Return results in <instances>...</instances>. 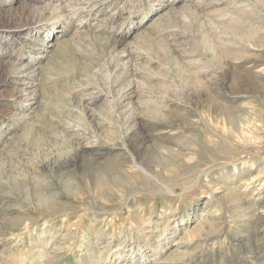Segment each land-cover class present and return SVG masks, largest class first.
I'll return each mask as SVG.
<instances>
[{"label": "rangeland", "instance_id": "obj_1", "mask_svg": "<svg viewBox=\"0 0 264 264\" xmlns=\"http://www.w3.org/2000/svg\"><path fill=\"white\" fill-rule=\"evenodd\" d=\"M261 40L264 0H0V264H264Z\"/></svg>", "mask_w": 264, "mask_h": 264}, {"label": "bare ground", "instance_id": "obj_2", "mask_svg": "<svg viewBox=\"0 0 264 264\" xmlns=\"http://www.w3.org/2000/svg\"><path fill=\"white\" fill-rule=\"evenodd\" d=\"M8 13V12H7ZM17 14V13H16ZM3 16V15H2ZM3 23H5V25H7V26H9V27H12V26H14L11 22L12 21H14V16H13V14H8V15H4V17H3ZM20 19V18H19ZM21 20V19H20ZM260 45H261V47L262 48H264V40H261V42H260ZM258 60V59H257ZM250 64H251V66H252V69H253V67H256V66H258L260 63H257L256 62V60L255 59H251V60H249L248 61ZM257 70V69H256ZM256 70H254V71H256ZM259 70V69H258ZM262 70V69H261ZM7 72V71H6ZM2 73L3 74H5V72H3V71H1L0 70V77H1V75H2ZM258 73H260V75H263L261 72H259V71H256V72H254V74H256V77H257V79H263L264 80V76H260ZM10 75V74H9ZM7 76V75H6ZM5 76V77H6ZM3 79H5V78H2V79H0V82L1 81H3ZM260 81V80H259ZM264 102V101H263ZM210 113V112H209ZM216 115V114H215ZM217 115H218V113H217ZM216 115V116H217ZM215 116V117H216ZM214 117V116H213ZM215 117H214V119H215ZM218 117H220V115H218L217 116V118ZM239 118H241V117H239ZM217 120V119H216ZM218 120H220V119H218ZM217 120V121H218ZM228 122L231 124V126H233L234 127V129H236V131L237 132H240L241 134H243L244 133V130H246L247 129V121L246 120H244V119H240L239 121L237 120L236 122H234V121H232L231 119H228ZM228 123V124H229ZM169 124V123H168ZM162 132V131H161ZM163 133V132H162ZM169 135V134H168ZM163 143V142H162ZM112 145V144H111ZM167 146V145H166ZM118 147V146H117ZM120 149L122 150L121 151V161H119L120 162V168L122 167V168H124V170L125 169H128V168H130V167H136V169H135V171H137V172H146L145 171V169H144V167L143 166H141L140 165V163H138V158H139V156H140V152H139V149L140 148H134L133 150H131V152H129L125 147L124 148H122V147H120ZM162 149H164V148H162ZM161 149V150H162ZM168 150V149H167ZM167 150H163V151H167ZM169 151V150H168ZM169 152H171V150L169 151ZM167 153V152H166ZM178 153V152H177ZM169 154V153H168ZM138 156V157H137ZM169 156V155H168ZM179 156H181V157H183L184 156V154H182V153H179ZM170 157V156H169ZM176 157V156H175ZM110 160V159H109ZM108 160V161H109ZM115 160V159H114ZM98 161V160H97ZM100 162V161H99ZM105 162H107V161H105ZM182 165V164H181ZM192 165H195V166H197V164H191L190 166H192ZM170 179V178H169ZM145 181H146V179H145ZM173 182V181H172ZM134 187V186H133ZM78 197V194H77V192H74V193H70V195L68 194L67 195V197H65V201H67V202H60V201H57V203L58 204H64V205H62V208L59 210L58 209V211L59 212H63V211H66V208H67V204H68V202H71L72 200H74L75 198H77ZM59 200V199H58ZM75 201V200H74ZM60 204V205H61ZM57 205V204H56ZM69 206V205H68ZM31 218H33V217H31ZM30 218V219H31ZM26 220V219H25ZM34 221V220H33ZM177 242H180V241H177ZM22 253V252H21ZM19 254H20V252H19ZM9 256V258H10V263L11 264H16L17 263V261L20 259V257H21V255H17V253H12V254H9L8 255ZM9 261V260H8ZM9 262L7 263V264H10Z\"/></svg>", "mask_w": 264, "mask_h": 264}]
</instances>
